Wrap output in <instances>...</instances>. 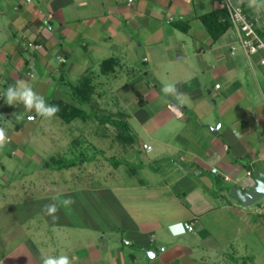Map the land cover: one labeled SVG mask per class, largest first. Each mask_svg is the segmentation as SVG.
Segmentation results:
<instances>
[{
  "label": "crops",
  "instance_id": "obj_1",
  "mask_svg": "<svg viewBox=\"0 0 264 264\" xmlns=\"http://www.w3.org/2000/svg\"><path fill=\"white\" fill-rule=\"evenodd\" d=\"M235 2L264 38V8ZM221 6L219 0H0V128L10 138L0 167L8 147L26 161L16 149L25 148L34 129V110L6 103L4 92L17 81L48 104L80 107L77 92L95 106L123 92L124 105L137 106L124 119L136 124L137 134L129 129L138 139L136 147L116 143L124 163H108L104 173L72 187L93 193L103 218L72 222L60 208L53 222L45 205L26 216L6 211L22 206L21 194L25 204L66 195L64 181L50 192L23 184V174L19 187L10 180L0 188V264H42L62 255L70 264H264V202L247 207L223 189L254 187V169L264 177L262 53L248 59L233 26L212 39L200 17ZM167 84L182 95L165 97ZM105 106L115 107L110 115H124L119 104ZM19 114L26 118L3 127L2 119L18 122Z\"/></svg>",
  "mask_w": 264,
  "mask_h": 264
},
{
  "label": "rangeland",
  "instance_id": "obj_2",
  "mask_svg": "<svg viewBox=\"0 0 264 264\" xmlns=\"http://www.w3.org/2000/svg\"><path fill=\"white\" fill-rule=\"evenodd\" d=\"M221 2V0H219ZM235 4V0H233ZM261 10V9H260ZM262 11V10H261ZM263 12V11H262ZM257 29V26H256ZM259 31V36L260 35ZM264 40L263 37H261ZM140 67L143 64L140 63ZM121 93H117L112 97L109 93V97L105 99H99L97 101L98 105L89 103L81 105V109L86 112L85 122L81 119H75L70 123H65L60 118H54L52 120H44L38 116L35 112L32 114L33 120H30L34 124V129H32V136H28V141L26 142L25 148L16 149L27 155L26 161H21L19 156H14L12 154L13 147H8L5 149L6 156L2 159L3 168L0 167V188L6 189L8 181H12L14 186H18L20 183V176L27 174L26 183L23 184L29 186L30 181L36 186L37 184L46 186L48 191H56L59 187L63 186L61 182L65 183L67 188V194L62 193H51L50 200H44L40 204L22 203L25 202L23 199L24 195L21 194L18 198V202L22 206H12L6 209L8 213H23L26 216L30 213H36L42 205H48L53 203L54 196H61L62 198L71 197L75 200V204L72 205L71 211H67L62 208L66 214V219L74 222L88 223L93 217L98 215L103 218L102 211L99 210L98 202H93V193L84 191H74V188L78 187L79 184L87 183L90 180V175H96L99 173H104L107 165L115 162L124 163L122 158V146L116 145L114 137L116 133L115 127L111 126L110 123L102 125L99 121L104 119L120 118L117 115L106 113L108 110H112L105 106V102L110 104H119V112L123 114L130 115L135 112L137 108L136 105L125 106L123 98H121ZM95 101V100H94ZM116 111L115 109L113 112ZM122 115L126 118V115ZM37 118L35 119V117ZM26 117L24 115H18V122H15L14 117H8L2 119V125L10 127L11 125L20 123V119L23 120ZM6 122V123H5ZM129 127L135 129L137 134L136 124L130 121ZM30 128L31 125H28ZM134 136V135H133ZM137 138L138 135L136 136ZM143 139V138H142ZM114 145H113V144ZM113 146H112V145ZM138 139L133 144L137 146ZM81 154V155H80ZM91 158L90 162H85L77 164L74 167L68 169H54L51 161L57 159H62L64 161H75L77 159ZM90 160V159H89ZM107 163V164H106ZM109 163V164H108ZM5 168V172L2 173ZM7 176V177H6ZM98 179H101L98 177ZM23 182V181H22ZM24 185V186H25ZM69 188V189H68ZM37 191V190H36ZM54 194V195H53ZM37 200H35L36 203ZM31 202V201H30ZM38 202V201H37ZM41 202V201H40ZM264 199L255 203L253 208L261 206ZM13 203V202H12ZM18 204V205H19ZM28 208L31 209L28 211ZM85 215L89 218L86 219ZM90 215V216H89ZM85 217V218H84Z\"/></svg>",
  "mask_w": 264,
  "mask_h": 264
},
{
  "label": "clouds",
  "instance_id": "obj_3",
  "mask_svg": "<svg viewBox=\"0 0 264 264\" xmlns=\"http://www.w3.org/2000/svg\"><path fill=\"white\" fill-rule=\"evenodd\" d=\"M248 7L260 10L264 8V0H248ZM165 97L182 95L178 93L175 85L167 84L162 88ZM6 103L9 106L23 104L25 110L35 111V113L44 120H52L57 118V113L60 111L56 105H50L45 101L44 96L38 94L33 90L32 86L25 81H17L15 85H9L4 92ZM32 119V117H29ZM10 143V138L7 136L4 128H0V150H3L6 145ZM53 203L45 205L42 211L56 222L59 217L57 216L60 208L71 211L72 205L75 200L71 197L62 198L61 196H54ZM42 264H70L67 256L47 257L42 258Z\"/></svg>",
  "mask_w": 264,
  "mask_h": 264
},
{
  "label": "trees",
  "instance_id": "obj_4",
  "mask_svg": "<svg viewBox=\"0 0 264 264\" xmlns=\"http://www.w3.org/2000/svg\"><path fill=\"white\" fill-rule=\"evenodd\" d=\"M200 20L213 40H217L231 27L227 10L223 6L216 8L210 13L202 15ZM175 26L182 31H186L188 28V26L184 24H175ZM73 95L78 100V102H80V104H86L89 102V99L84 98L81 93L73 92ZM49 104L59 107L60 111L57 113V117L63 120L65 123H70L75 119H81L85 121L87 117L86 112L80 107L70 105L61 100H51ZM117 117L120 118L104 119V117L99 121V123L102 125L110 123L113 127H115L116 133L114 139L120 145L133 144L135 142V137L131 134L127 122L121 115L118 114ZM89 159H85V157L75 161H64L62 159H57L53 162L51 161V164L54 166V169H68L76 166L77 164L90 162L92 160L91 158ZM120 163L122 162H114L113 166L117 167Z\"/></svg>",
  "mask_w": 264,
  "mask_h": 264
},
{
  "label": "built area",
  "instance_id": "obj_5",
  "mask_svg": "<svg viewBox=\"0 0 264 264\" xmlns=\"http://www.w3.org/2000/svg\"><path fill=\"white\" fill-rule=\"evenodd\" d=\"M20 3H30L31 0H17ZM221 4L227 10L228 17L231 23L237 32V38L239 41L240 47L246 54V57L250 59L252 55L257 53H262V57L259 60L261 66L264 67V40L259 36L256 29V22L249 18L245 13V10L242 6L235 4L233 0H221ZM264 17V14H263ZM236 48H231V55H234ZM58 61L65 63V59L58 57ZM220 85H216L215 88L218 89ZM143 149L149 150L148 145H143ZM212 173H218L216 168L212 169ZM248 176L251 175L250 172L247 173ZM225 180H229L228 177H225ZM259 213L264 216V207L259 209ZM185 232H192L193 226L190 222H185L182 224Z\"/></svg>",
  "mask_w": 264,
  "mask_h": 264
},
{
  "label": "water",
  "instance_id": "obj_6",
  "mask_svg": "<svg viewBox=\"0 0 264 264\" xmlns=\"http://www.w3.org/2000/svg\"><path fill=\"white\" fill-rule=\"evenodd\" d=\"M215 130L216 128H210L211 132H215ZM252 180L254 187L248 190L238 187L234 183H227L223 189L228 190V194L233 197L234 200L249 207L264 198V177L260 175V172L257 169H254Z\"/></svg>",
  "mask_w": 264,
  "mask_h": 264
}]
</instances>
